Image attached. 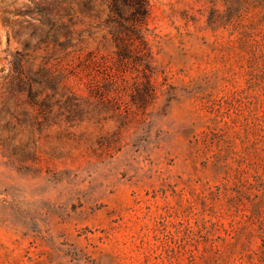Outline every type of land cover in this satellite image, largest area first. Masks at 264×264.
<instances>
[{
  "label": "rangeland",
  "instance_id": "374dc122",
  "mask_svg": "<svg viewBox=\"0 0 264 264\" xmlns=\"http://www.w3.org/2000/svg\"><path fill=\"white\" fill-rule=\"evenodd\" d=\"M113 4L0 0V264H264V0Z\"/></svg>",
  "mask_w": 264,
  "mask_h": 264
},
{
  "label": "trees",
  "instance_id": "16d2710c",
  "mask_svg": "<svg viewBox=\"0 0 264 264\" xmlns=\"http://www.w3.org/2000/svg\"><path fill=\"white\" fill-rule=\"evenodd\" d=\"M129 7H132L134 9V12L131 14L130 23L128 25L120 24V26L128 31L126 34L127 39L131 41V43L139 42V45L141 47L146 46V41L144 39L143 33H142V24L144 23L147 13H146V5L147 0H125ZM114 11L118 14L120 13L119 6L117 5V0H114ZM127 50L126 48H124ZM138 50V48H135Z\"/></svg>",
  "mask_w": 264,
  "mask_h": 264
}]
</instances>
